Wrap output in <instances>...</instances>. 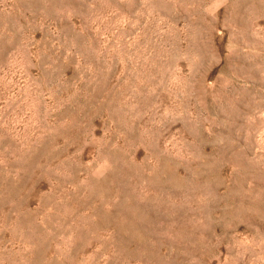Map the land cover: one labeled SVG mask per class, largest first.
<instances>
[{
  "label": "rangeland",
  "instance_id": "rangeland-1",
  "mask_svg": "<svg viewBox=\"0 0 264 264\" xmlns=\"http://www.w3.org/2000/svg\"><path fill=\"white\" fill-rule=\"evenodd\" d=\"M0 264H264V0H0Z\"/></svg>",
  "mask_w": 264,
  "mask_h": 264
}]
</instances>
